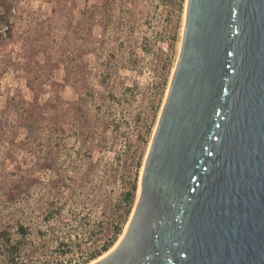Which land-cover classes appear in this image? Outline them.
Wrapping results in <instances>:
<instances>
[{"label":"rangeland","instance_id":"1","mask_svg":"<svg viewBox=\"0 0 264 264\" xmlns=\"http://www.w3.org/2000/svg\"><path fill=\"white\" fill-rule=\"evenodd\" d=\"M104 1L0 0V228L10 234L11 243L19 242L14 259L7 244L0 247V264L89 262L94 259L88 258L90 252L107 239L111 220H121V190L132 180L138 188L178 58L186 0H136L139 36H144L135 48L139 65L119 70L126 85L135 83L132 101L124 106L126 124L113 135V143L92 152L112 163L113 178L101 200L80 208L79 217L70 215V206L44 218L48 189L55 202L57 193L66 190L57 176L64 151L58 145L61 132L66 150L73 152L78 144L62 120L67 103L78 98L64 65L81 63V81L94 83V39L101 23L81 11ZM47 155L56 165L46 161ZM19 224L26 228L24 235L17 232Z\"/></svg>","mask_w":264,"mask_h":264},{"label":"water","instance_id":"2","mask_svg":"<svg viewBox=\"0 0 264 264\" xmlns=\"http://www.w3.org/2000/svg\"><path fill=\"white\" fill-rule=\"evenodd\" d=\"M150 143L121 235L85 264H164L157 241L170 264H264V0H186ZM151 169L176 195L158 237Z\"/></svg>","mask_w":264,"mask_h":264},{"label":"trees","instance_id":"3","mask_svg":"<svg viewBox=\"0 0 264 264\" xmlns=\"http://www.w3.org/2000/svg\"><path fill=\"white\" fill-rule=\"evenodd\" d=\"M81 14L93 22L101 23L93 48L96 75L94 83L81 81V63L74 65L66 62L64 65L66 81L78 88V98L67 103L62 120L70 127V134L78 144L73 152L66 150L65 134L61 132V142L58 145L63 146L64 151L62 160L57 163L58 170H61L57 176L63 181L66 190L57 193L55 202L51 189H48V198L51 200L44 206V218L47 220L61 215L70 206V215L79 217L80 208L93 206L101 200L103 190L110 184V179L113 178L112 163L94 158L92 152L94 147L104 148L113 143V135L126 124L124 106L132 101L135 83L126 85L119 70L137 69L139 58L135 48L144 39L143 35L139 36L140 11L136 0H105L84 8ZM45 159L51 165H56L57 161L51 156L47 155ZM127 185L121 190L119 197V205L123 208L119 215L121 220H111L107 228V239L98 249L90 252L89 259L109 249L121 233L123 220L130 213L137 191L135 180L129 181ZM17 230L19 235H24L26 228L19 224ZM10 240L7 230L0 228V247L7 244L10 258L14 259L19 250V242L11 243Z\"/></svg>","mask_w":264,"mask_h":264},{"label":"flooded vegetation","instance_id":"4","mask_svg":"<svg viewBox=\"0 0 264 264\" xmlns=\"http://www.w3.org/2000/svg\"><path fill=\"white\" fill-rule=\"evenodd\" d=\"M172 187L163 179L157 178L156 175L152 178V169L149 176L145 181V187L143 191V202L152 197L155 201L154 216H153V228L155 235L159 236V228L164 226L167 220L174 214V201L176 199L175 193L172 192ZM173 218V217H172ZM156 259L159 261L164 260V264H170L171 257L167 255V252L163 250V246L160 242H156ZM154 250V249H153ZM162 254H165L163 257ZM162 263V262H161Z\"/></svg>","mask_w":264,"mask_h":264},{"label":"bare ground","instance_id":"5","mask_svg":"<svg viewBox=\"0 0 264 264\" xmlns=\"http://www.w3.org/2000/svg\"><path fill=\"white\" fill-rule=\"evenodd\" d=\"M182 33H183V31H182ZM179 51V50H178ZM151 144V143H150ZM150 146V145H149ZM149 149V148H148ZM148 152V151H147ZM146 156H147V154H146ZM145 159H146V157L144 158V162H145ZM122 237V236H121ZM120 237V238H121ZM119 242V241H118ZM117 245V243L108 251V252H110L115 246ZM107 252V253H108ZM107 253H105L104 255H102L101 257H99V258H102L103 256H105ZM92 262H95L94 260L92 261Z\"/></svg>","mask_w":264,"mask_h":264}]
</instances>
